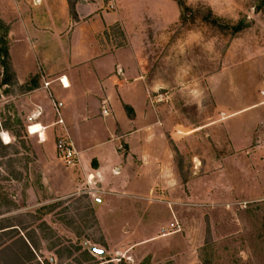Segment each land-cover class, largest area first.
Returning <instances> with one entry per match:
<instances>
[{
	"label": "rangeland",
	"instance_id": "rangeland-1",
	"mask_svg": "<svg viewBox=\"0 0 264 264\" xmlns=\"http://www.w3.org/2000/svg\"><path fill=\"white\" fill-rule=\"evenodd\" d=\"M68 1L92 3L99 13L120 18L98 41L104 53L124 49L133 59L129 81L139 85L144 109L118 152L131 156V196L145 193L141 205L152 209L153 222L129 221L122 210L134 215L138 202L110 205L95 184L62 199L57 186L51 192L43 187L35 154L48 137L38 145L36 134L26 131L31 102H38L37 94L28 92L39 83L34 77L23 86L11 80L3 86L10 71L0 56V132H8L14 143L0 142V214L20 209L12 193L18 192L19 205L26 207L29 187L42 203L32 213L0 220V227H19L36 257L19 233L10 231L0 235V245H6L0 264H264V105L257 106L264 103V0ZM66 5L67 0H0L4 60L10 64L18 16L45 17L31 8L61 13ZM43 26L50 40L53 30ZM58 30L62 36V27ZM107 106L101 102L102 112ZM94 124L82 129H94L100 139L101 122ZM60 136L71 141L64 134L51 136L53 146ZM55 155L57 171L76 168ZM140 155L146 156L141 171ZM12 181L19 182L18 190ZM189 203L205 207L182 205ZM170 222L178 230L162 238L158 225Z\"/></svg>",
	"mask_w": 264,
	"mask_h": 264
},
{
	"label": "crops",
	"instance_id": "crops-1",
	"mask_svg": "<svg viewBox=\"0 0 264 264\" xmlns=\"http://www.w3.org/2000/svg\"><path fill=\"white\" fill-rule=\"evenodd\" d=\"M31 9L34 13L41 11L45 17L18 16L13 24L9 52L15 84L26 85L34 77L39 83L38 88L28 92L37 94L38 102H31L26 131L28 132L30 127L41 128V131H35L37 134L28 132L29 136L36 134L38 145L48 137L47 145L35 154L36 162L41 166L43 187L51 192L53 185L57 186L56 197L62 199L83 186L88 185L91 189L95 184L98 191H103V194L111 198L110 205H121L119 200H124L125 205L132 206L137 205V201L139 212L132 215L133 213L126 209L122 210L123 213L131 222L141 221L151 225L153 211L147 205H141V202H145L142 197L145 193H140L141 198L131 196L135 175L130 167L132 158L118 152V144L136 126L142 109L141 97L138 95L141 89L134 81H129L133 59L131 55L123 53L124 49L104 53L98 41L100 32L105 27L118 23L119 16L113 13H99L94 4L88 2L75 6L74 18L67 5L62 8L61 13L53 7ZM43 25H50V30H53L49 34L50 40L45 37L46 33L50 32ZM59 26L64 32L62 36L58 30ZM60 80H66L68 87H63ZM47 83V86H43ZM85 98L86 101H82ZM105 100L108 102L107 115L102 114L101 108V102ZM90 101L93 102L92 105ZM263 105L264 103H260L257 106ZM126 107L133 110L131 115L126 112ZM91 108H94L93 112ZM59 120L62 123H57ZM97 121L101 122L104 131L100 139L94 129L86 132L82 129L84 125L93 127ZM59 134L67 135L78 151L79 162L75 169L57 171L55 168L58 166V160L55 144H51L50 137ZM0 142L4 146L14 144L8 132L4 130L0 132ZM140 156L143 162L139 163V171L146 160V156ZM11 184L18 190L19 182L12 181ZM26 194L32 197H28L24 207L23 204L19 205L18 192L12 193L11 199L20 209L0 214V220L21 212L32 213L41 206L42 203H38L33 197V188H27ZM132 198L133 200H130ZM182 205L198 210L205 207L195 203ZM118 209L113 212L120 216L121 210ZM170 223L158 225V233L162 238L168 236L162 235L168 231ZM10 231L18 232L17 237H22L29 245L16 224L0 227V235Z\"/></svg>",
	"mask_w": 264,
	"mask_h": 264
},
{
	"label": "built area",
	"instance_id": "built-area-1",
	"mask_svg": "<svg viewBox=\"0 0 264 264\" xmlns=\"http://www.w3.org/2000/svg\"><path fill=\"white\" fill-rule=\"evenodd\" d=\"M61 85L64 87V84L62 83V80H60ZM48 84H45L47 86ZM103 115H107V111L104 110L102 112ZM57 123H62V121H58ZM55 149L56 153L59 157V159L62 161L64 166L66 167H75L77 166L79 162V154L78 151L76 150L74 144L64 136H60L56 143H55ZM168 231L163 234L162 236L169 235L172 232H175L178 230V226L176 224L170 223L169 227L167 229Z\"/></svg>",
	"mask_w": 264,
	"mask_h": 264
},
{
	"label": "trees",
	"instance_id": "trees-1",
	"mask_svg": "<svg viewBox=\"0 0 264 264\" xmlns=\"http://www.w3.org/2000/svg\"><path fill=\"white\" fill-rule=\"evenodd\" d=\"M67 4H68V7H69V12L74 18L75 17V11H74L75 4H70V1H68V0H67ZM0 56H1V59H2L1 64H2L3 68L5 69V71H7L6 73H8L10 71V74H11V75L8 74L7 77L3 79V82H2V85H7L8 86L9 85L8 83H9L10 80L12 81V83H15L14 75H13L11 66H10V64H8V62H6L4 60V57H6V58L8 57V51L4 50V49L3 50L0 49ZM21 240H22V243H23L24 247L26 248L28 254L34 259L36 257V255L34 254V249L32 248V245L30 244V242L27 240L28 243H29V245H28L23 239H21ZM5 246H6L5 244L0 245V248H1L0 252L4 248H6Z\"/></svg>",
	"mask_w": 264,
	"mask_h": 264
},
{
	"label": "bare ground",
	"instance_id": "bare-ground-1",
	"mask_svg": "<svg viewBox=\"0 0 264 264\" xmlns=\"http://www.w3.org/2000/svg\"><path fill=\"white\" fill-rule=\"evenodd\" d=\"M63 82H64V83H63ZM62 83L64 84V87H68V83H67L66 80L62 81ZM31 129H32V130H31ZM39 130L41 131V128H39V127H36V128H35V127H30L29 130H28V132L31 133V131H32V134H34V133L37 134V132H38ZM35 131H37V132H35ZM6 141H8V138H6Z\"/></svg>",
	"mask_w": 264,
	"mask_h": 264
},
{
	"label": "water",
	"instance_id": "water-1",
	"mask_svg": "<svg viewBox=\"0 0 264 264\" xmlns=\"http://www.w3.org/2000/svg\"><path fill=\"white\" fill-rule=\"evenodd\" d=\"M91 251H92L93 253H95V254L100 255V256H103V255H104V251L99 250V249H96L95 247H92V248H91Z\"/></svg>",
	"mask_w": 264,
	"mask_h": 264
}]
</instances>
